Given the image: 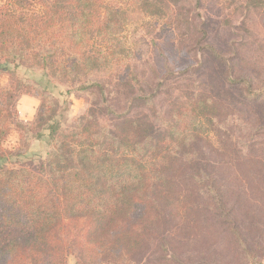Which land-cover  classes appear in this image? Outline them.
<instances>
[{
    "label": "trees",
    "instance_id": "16d2710c",
    "mask_svg": "<svg viewBox=\"0 0 264 264\" xmlns=\"http://www.w3.org/2000/svg\"><path fill=\"white\" fill-rule=\"evenodd\" d=\"M138 4L151 15L164 13V0ZM126 14L113 0H0V75L13 82L7 88L0 82V264H68L78 250L105 260L132 258L148 241L162 239L173 219L202 209L217 216L239 250L249 247L232 194L206 157L230 106L252 104L264 129L263 81L230 66L225 76L237 96L224 88L223 96L191 94L171 103L160 127L130 114L105 127L89 109L63 130L56 104L44 93L35 120L19 119L18 101L33 86L16 68L37 67L76 82L122 67ZM90 85L105 88L84 82L79 89ZM158 90L136 99L150 105ZM13 126L36 131L37 139L49 131L52 148L37 168L12 164L11 157L22 154L4 147Z\"/></svg>",
    "mask_w": 264,
    "mask_h": 264
},
{
    "label": "rangeland",
    "instance_id": "374dc122",
    "mask_svg": "<svg viewBox=\"0 0 264 264\" xmlns=\"http://www.w3.org/2000/svg\"><path fill=\"white\" fill-rule=\"evenodd\" d=\"M113 1L127 12L121 36L126 44L123 66L91 72L76 82L19 66L17 77L33 86L32 93L18 101L22 123L35 120L42 104L39 94L44 93L56 104V120L63 130L74 127L89 109L105 127L123 114L146 117L160 127L171 103L191 94L223 96L224 88L237 96L225 76L230 66L241 76L264 82V0H164L162 15L143 11L138 0ZM220 53L229 65L221 62ZM0 82L6 88L13 85L8 74H1ZM84 82H100L105 88L79 89ZM156 90L150 105L136 99ZM251 105L225 111L223 127L213 137L215 148L206 157L232 194L230 206L250 243L245 252L230 242L217 216L202 209L198 216L173 219L162 239L148 241L135 257L105 260L78 250L68 264H264V129L257 125ZM42 132L37 139L36 131L12 127L4 147L22 153L11 157L12 164L39 166L52 148L49 131Z\"/></svg>",
    "mask_w": 264,
    "mask_h": 264
}]
</instances>
